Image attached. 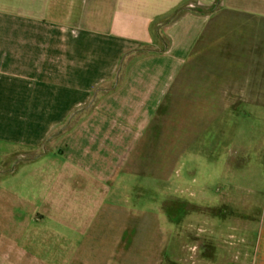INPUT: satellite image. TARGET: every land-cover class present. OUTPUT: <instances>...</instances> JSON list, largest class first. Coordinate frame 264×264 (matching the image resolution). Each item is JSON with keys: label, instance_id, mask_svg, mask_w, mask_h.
Instances as JSON below:
<instances>
[{"label": "crops", "instance_id": "crops-1", "mask_svg": "<svg viewBox=\"0 0 264 264\" xmlns=\"http://www.w3.org/2000/svg\"><path fill=\"white\" fill-rule=\"evenodd\" d=\"M218 16L239 27L205 98L264 109V0H0V177L15 186L0 188V264H113L105 244L132 252L123 264L142 244L150 264L145 204L120 182L145 178L135 149Z\"/></svg>", "mask_w": 264, "mask_h": 264}, {"label": "rangeland", "instance_id": "rangeland-1", "mask_svg": "<svg viewBox=\"0 0 264 264\" xmlns=\"http://www.w3.org/2000/svg\"><path fill=\"white\" fill-rule=\"evenodd\" d=\"M222 18L211 22L151 122L145 146L135 149L129 168L145 178L120 182L135 189L131 202L145 204L150 264H264V109L253 100L205 98L207 90L223 89V30L239 27ZM155 49L165 52L167 43ZM4 179L0 188H15ZM8 198L0 195V203ZM102 246L113 264L132 256ZM141 248L131 264L145 263Z\"/></svg>", "mask_w": 264, "mask_h": 264}, {"label": "trees", "instance_id": "trees-1", "mask_svg": "<svg viewBox=\"0 0 264 264\" xmlns=\"http://www.w3.org/2000/svg\"><path fill=\"white\" fill-rule=\"evenodd\" d=\"M186 9L185 8H180V9H177L175 10L172 14H170L168 17H166L161 23L162 25H169L171 23H173L179 16L182 12H184ZM160 23V25H161ZM164 43V42H162ZM165 45V44H164ZM165 49V48H164ZM164 49H161L160 52H163ZM143 50V49H142ZM143 51H147V49H144Z\"/></svg>", "mask_w": 264, "mask_h": 264}, {"label": "built area", "instance_id": "built-area-1", "mask_svg": "<svg viewBox=\"0 0 264 264\" xmlns=\"http://www.w3.org/2000/svg\"><path fill=\"white\" fill-rule=\"evenodd\" d=\"M189 7H192L191 5Z\"/></svg>", "mask_w": 264, "mask_h": 264}]
</instances>
